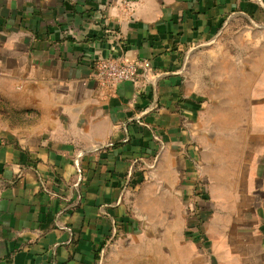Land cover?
<instances>
[{"label": "crops", "instance_id": "obj_1", "mask_svg": "<svg viewBox=\"0 0 264 264\" xmlns=\"http://www.w3.org/2000/svg\"><path fill=\"white\" fill-rule=\"evenodd\" d=\"M0 264H264V0H0Z\"/></svg>", "mask_w": 264, "mask_h": 264}, {"label": "built area", "instance_id": "obj_2", "mask_svg": "<svg viewBox=\"0 0 264 264\" xmlns=\"http://www.w3.org/2000/svg\"><path fill=\"white\" fill-rule=\"evenodd\" d=\"M125 7H129V3H126ZM161 74L164 73L155 74L150 60L128 63L123 58H115L97 61L94 64L93 78L102 88L111 89L122 83L140 84L143 79H146V83L151 85L152 81ZM196 196L201 195L197 194ZM191 214L195 216L196 208ZM117 233L118 229L116 228L114 234L117 235Z\"/></svg>", "mask_w": 264, "mask_h": 264}, {"label": "water", "instance_id": "obj_3", "mask_svg": "<svg viewBox=\"0 0 264 264\" xmlns=\"http://www.w3.org/2000/svg\"><path fill=\"white\" fill-rule=\"evenodd\" d=\"M170 77V74L169 73H164V74H161L159 76H157L151 83L152 87H153V90H154V94H155V103H158V100H157V89H158V84L161 80H164L166 78ZM157 106L151 108V110H154L156 109Z\"/></svg>", "mask_w": 264, "mask_h": 264}, {"label": "rangeland", "instance_id": "obj_4", "mask_svg": "<svg viewBox=\"0 0 264 264\" xmlns=\"http://www.w3.org/2000/svg\"><path fill=\"white\" fill-rule=\"evenodd\" d=\"M204 190H201V192H203Z\"/></svg>", "mask_w": 264, "mask_h": 264}]
</instances>
